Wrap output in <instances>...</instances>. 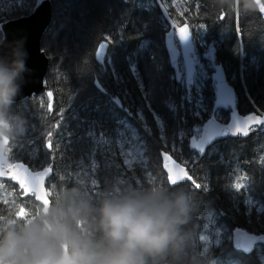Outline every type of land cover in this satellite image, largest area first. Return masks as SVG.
Masks as SVG:
<instances>
[{
  "label": "trees",
  "instance_id": "1",
  "mask_svg": "<svg viewBox=\"0 0 264 264\" xmlns=\"http://www.w3.org/2000/svg\"><path fill=\"white\" fill-rule=\"evenodd\" d=\"M35 1L0 0V25L29 15ZM52 5V23L41 42L49 58L44 89L18 101L29 131L12 146L11 163L23 162L33 171L52 164L50 191L61 183L72 187L71 175L99 181L95 188L117 178L171 182L165 170L169 156L192 177L185 187L201 185L196 223L208 239L197 240V251L207 249L216 264H264V244L246 254L232 238L238 228L264 235V124L245 136L226 132L202 149L193 145L210 119H232L231 108L214 107L215 66L235 89L240 115L264 114V13L241 14L217 0ZM185 28L195 43L194 58L203 65L201 79L191 82L177 78L165 45L167 32ZM0 185V210L35 200L12 180L0 179Z\"/></svg>",
  "mask_w": 264,
  "mask_h": 264
},
{
  "label": "clouds",
  "instance_id": "2",
  "mask_svg": "<svg viewBox=\"0 0 264 264\" xmlns=\"http://www.w3.org/2000/svg\"><path fill=\"white\" fill-rule=\"evenodd\" d=\"M217 3L241 14L264 13V0ZM4 47L10 52L0 55V176L13 167L12 146L29 131L17 109L28 53L23 40L0 41ZM71 176L72 187L52 185L44 200L36 194L28 204L0 210V264H216L207 249L197 251V240L208 239L196 223L203 203L198 188L138 178L95 188L99 181Z\"/></svg>",
  "mask_w": 264,
  "mask_h": 264
},
{
  "label": "water",
  "instance_id": "3",
  "mask_svg": "<svg viewBox=\"0 0 264 264\" xmlns=\"http://www.w3.org/2000/svg\"><path fill=\"white\" fill-rule=\"evenodd\" d=\"M52 19V0H36L29 15L9 20L0 25L1 41H6V44L12 45L16 41L23 40L24 48L28 53L26 63L30 72L25 74V83L21 95L17 98L18 101L32 95H38L44 89V79L49 67V58L43 51L41 42L45 31L52 23ZM181 35L185 36L182 37ZM165 45L170 54L171 63L177 78L184 77L187 82H191L195 77L196 62L194 56L196 48L190 28H185L183 33L180 30L177 31V34H175L174 30L167 32L165 34ZM8 52H10L8 47L0 49V55H5ZM104 52L105 47L99 48V58L103 57ZM208 56L212 61L214 60L215 49L212 44L209 45ZM214 70V81L216 84L214 107L215 109L231 108L233 112L232 119L228 124H224L216 118L210 119L206 123L199 139L193 140L195 147L199 145V147H196L197 149H202L226 132L237 136H245L251 130L264 124L263 113H254L250 116H242L238 113L235 89L228 83L220 66H215ZM12 165L13 167H11L10 171L14 170L25 181V186L29 189V193L34 194L35 199L36 194L46 196V183L53 172L52 164L37 171H33L23 162H15ZM165 170L170 181L172 178L184 181L189 176L187 168L169 156L165 159ZM0 179L12 180L23 189L19 181L11 178L8 174L0 176ZM232 238L236 247L246 254L251 253L256 245L264 244V235L250 234L241 228L233 232Z\"/></svg>",
  "mask_w": 264,
  "mask_h": 264
},
{
  "label": "snow or ice",
  "instance_id": "4",
  "mask_svg": "<svg viewBox=\"0 0 264 264\" xmlns=\"http://www.w3.org/2000/svg\"><path fill=\"white\" fill-rule=\"evenodd\" d=\"M180 31H181V33H183L184 32V29H181ZM181 36L183 37L185 35H181ZM48 95L51 96V93H49ZM47 146H48V148H51L52 145H51V141L50 140L48 141V145ZM196 147H199V145H196ZM8 175H10L11 178H13V179L18 180L19 183H20V185H21V187L23 188V190H25V188H27L25 186V181L19 175H17L14 170L10 171L8 173ZM185 175H187V173H185ZM191 179H192V177L191 176H188V180H191ZM171 181L172 182H175V181H177V178H172ZM195 187L199 189L201 187V185L200 184H196ZM22 194H24V191H23ZM40 198L42 200H44L45 199V195H40Z\"/></svg>",
  "mask_w": 264,
  "mask_h": 264
},
{
  "label": "rangeland",
  "instance_id": "5",
  "mask_svg": "<svg viewBox=\"0 0 264 264\" xmlns=\"http://www.w3.org/2000/svg\"><path fill=\"white\" fill-rule=\"evenodd\" d=\"M176 38H177V36H176ZM194 59H195V62H196V71L198 72L197 75L195 73V77H196V80H199V79H201V75H199V72L201 71V68H202L203 65L200 62H198V60L196 58H194ZM180 62H181V59H180ZM181 66L183 67L182 63H181Z\"/></svg>",
  "mask_w": 264,
  "mask_h": 264
}]
</instances>
